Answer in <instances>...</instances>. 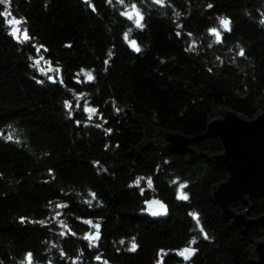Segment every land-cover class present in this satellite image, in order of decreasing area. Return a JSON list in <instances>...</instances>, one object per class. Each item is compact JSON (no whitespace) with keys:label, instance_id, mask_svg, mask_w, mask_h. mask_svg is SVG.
Returning a JSON list of instances; mask_svg holds the SVG:
<instances>
[{"label":"trees","instance_id":"1","mask_svg":"<svg viewBox=\"0 0 264 264\" xmlns=\"http://www.w3.org/2000/svg\"><path fill=\"white\" fill-rule=\"evenodd\" d=\"M214 99L245 118L264 107V0L0 3V264H255L261 230L210 199L223 167L126 154L144 140L135 115L196 136ZM153 197L165 218L147 213Z\"/></svg>","mask_w":264,"mask_h":264},{"label":"water","instance_id":"2","mask_svg":"<svg viewBox=\"0 0 264 264\" xmlns=\"http://www.w3.org/2000/svg\"><path fill=\"white\" fill-rule=\"evenodd\" d=\"M18 36L16 32V37ZM135 120L143 128L144 140L137 147L131 145L126 153L134 157L135 165L141 152L151 147L169 154L185 155V163L206 157L227 172L226 180L211 188L210 199L219 208L221 215L246 233V228L261 230V238L251 239L254 246L246 250L251 263L264 264V214L253 217L250 196L264 199V107L253 118H245L235 109L216 104L215 99L207 120L204 134L189 136L181 132L156 127L145 114H137ZM206 138L217 139L222 147L219 153H203L194 143ZM237 204L238 208H234ZM153 219H163L168 214L166 204L153 197L145 204ZM99 238V234H93Z\"/></svg>","mask_w":264,"mask_h":264},{"label":"snow or ice","instance_id":"3","mask_svg":"<svg viewBox=\"0 0 264 264\" xmlns=\"http://www.w3.org/2000/svg\"><path fill=\"white\" fill-rule=\"evenodd\" d=\"M3 2H5V0H0V3H3ZM157 2H160V0H157ZM137 15H138V13H137ZM12 22H13V21H10V23H12ZM15 23H20V21H15ZM221 24H222V26H223L225 29H228V27H229V21H227V20H222V21H221ZM137 25L139 26V19L137 20ZM212 31L215 32L214 29H213ZM16 32H19V29H14V34H15ZM23 37H24V39H27V38H28V36H27V31H26V30H25L24 33H23ZM217 39H219V34H218V33H217ZM131 45H132V47L136 48L137 51H139V48L136 47V44H135L134 41L131 42ZM241 55H243V52H241ZM88 79H89V80L92 79L91 74H88ZM90 111H94V110H90ZM193 251H194V250H185L184 252L181 253V255H184L185 258H188V256L192 255V252H193ZM29 259H30V254H29Z\"/></svg>","mask_w":264,"mask_h":264},{"label":"rangeland","instance_id":"4","mask_svg":"<svg viewBox=\"0 0 264 264\" xmlns=\"http://www.w3.org/2000/svg\"><path fill=\"white\" fill-rule=\"evenodd\" d=\"M137 13H138L137 11H131L130 15H135L136 20L139 19V21H140L142 19V16L140 13H138V15H137Z\"/></svg>","mask_w":264,"mask_h":264}]
</instances>
